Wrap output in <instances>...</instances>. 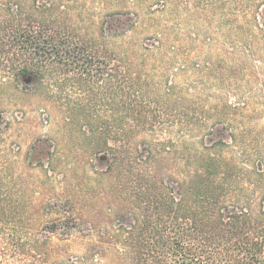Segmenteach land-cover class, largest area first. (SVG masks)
<instances>
[{
  "label": "rangeland",
  "instance_id": "374dc122",
  "mask_svg": "<svg viewBox=\"0 0 264 264\" xmlns=\"http://www.w3.org/2000/svg\"><path fill=\"white\" fill-rule=\"evenodd\" d=\"M68 2L73 35L119 59L83 67L78 83L73 71L0 80V264H120L101 226L112 235L132 208L117 186L134 172L108 174L92 130L110 147L121 130H146L143 155L165 143L178 160L207 146L264 179V0Z\"/></svg>",
  "mask_w": 264,
  "mask_h": 264
},
{
  "label": "trees",
  "instance_id": "16d2710c",
  "mask_svg": "<svg viewBox=\"0 0 264 264\" xmlns=\"http://www.w3.org/2000/svg\"><path fill=\"white\" fill-rule=\"evenodd\" d=\"M69 3L0 0V80L41 84L73 71L78 83L83 67H106L108 60L119 59L73 35ZM98 41L105 44L106 38ZM122 93L121 88V100ZM75 112H69L71 118H77ZM81 122L97 124L85 116ZM143 132L121 130L113 147L99 130L88 135L108 174L124 179L125 172H134L129 186L123 180L117 186L119 200L126 201L125 191L134 198L132 208L117 213L112 235L109 224H102L103 246L112 245L120 264H264V190L256 189L263 175L251 180L252 170L207 146L184 149L178 160L170 157L181 147L152 142L143 155L137 141ZM127 142L132 147L128 159ZM159 152L161 157H155ZM7 200L0 188V203Z\"/></svg>",
  "mask_w": 264,
  "mask_h": 264
}]
</instances>
